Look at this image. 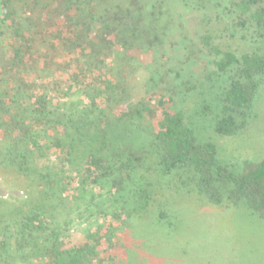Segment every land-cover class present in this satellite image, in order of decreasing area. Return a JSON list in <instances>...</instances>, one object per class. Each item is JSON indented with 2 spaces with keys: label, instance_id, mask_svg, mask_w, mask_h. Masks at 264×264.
<instances>
[{
  "label": "trees",
  "instance_id": "obj_1",
  "mask_svg": "<svg viewBox=\"0 0 264 264\" xmlns=\"http://www.w3.org/2000/svg\"><path fill=\"white\" fill-rule=\"evenodd\" d=\"M1 3L0 176L26 182L35 198L19 208L0 257L14 239L18 252L35 247L23 252L27 261L41 257L48 242L43 262L94 264L100 238L70 245L50 226L68 209L61 193L74 177H62L67 170L122 198L139 171L154 165L164 175L187 174V185L211 205H243L264 216V159L244 167L223 162L215 143L199 141L175 92L133 102L139 79L130 56L138 48L152 55L160 47L181 51L179 62L202 78L196 113L213 120L218 136L235 137L250 123L264 81V0H192L203 18L191 33L186 23L166 19L165 0H60L45 21L31 23L40 26L29 36L15 24L13 1ZM223 38L246 49L235 52ZM79 150L82 158L75 157Z\"/></svg>",
  "mask_w": 264,
  "mask_h": 264
},
{
  "label": "rangeland",
  "instance_id": "obj_2",
  "mask_svg": "<svg viewBox=\"0 0 264 264\" xmlns=\"http://www.w3.org/2000/svg\"><path fill=\"white\" fill-rule=\"evenodd\" d=\"M12 1L17 10L15 24L29 36L31 30H38L40 26L36 28L31 23L45 21L49 10L58 7L60 0ZM195 5L192 0L187 4L165 0L164 13L169 14L165 17L186 23L191 33L202 28L203 17L194 10ZM5 30L9 32L11 28L6 26ZM177 40L171 39V42L176 44ZM222 43L235 52L246 49L241 41L229 42L223 38ZM153 49L157 50L153 55L139 48L130 54L136 62L135 75L139 79L132 101L137 103L147 95L164 91L168 95L175 92L179 108L194 120L199 141L215 143L223 162L244 167L262 161L264 81L254 104L253 117L245 130L235 137H220L214 131L213 120L196 113L204 97L198 72H191L179 62L181 51L163 47ZM154 67L157 69L156 82L151 83L154 90L147 92ZM196 84L201 88L194 91ZM79 97L75 94L74 101ZM80 154L85 155L79 150L75 157L82 158ZM67 175L74 177L71 186L61 193L68 209L56 213L50 226L70 245L94 244L95 237L100 238L101 253L94 264H264V216L243 205L209 204L194 185H187L185 173L164 175L156 166L147 164L122 198L114 196L105 183L89 186L83 183L81 174L67 170L62 177ZM11 179L0 176V243L6 235L12 234L19 208L26 207L35 198L26 182L20 186ZM103 211L110 216L103 215ZM116 211L121 215L120 220L112 217ZM17 243L10 240L9 253L0 257V264H48L43 262L48 242L43 244L41 257L35 256L31 261H27L28 254L23 252L35 247L27 246L18 252Z\"/></svg>",
  "mask_w": 264,
  "mask_h": 264
}]
</instances>
